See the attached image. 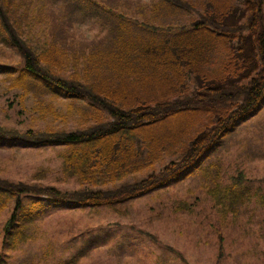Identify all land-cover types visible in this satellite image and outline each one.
<instances>
[{
  "label": "trees",
  "instance_id": "16d2710c",
  "mask_svg": "<svg viewBox=\"0 0 264 264\" xmlns=\"http://www.w3.org/2000/svg\"><path fill=\"white\" fill-rule=\"evenodd\" d=\"M84 1L112 15L110 49L78 55L45 32L43 0H36L37 9L31 8L32 0H0V32L19 56L16 65L0 60L6 91L25 97L32 82L53 98L88 110L86 125L74 131L0 126V149L22 147L7 140L20 141L22 148L60 149L62 173L79 186L64 191L0 177V217L12 208L2 232L4 249L34 239L44 202L113 207L164 188L177 176L188 177L195 165L204 166L203 158L235 123L264 103V0H160L166 10L195 17L158 25L147 22V13L142 20L125 6ZM43 110L39 114L47 115ZM175 111L184 119L179 126L150 130ZM167 158L176 159L163 166ZM149 170L150 175L137 178ZM214 185L211 198L221 211L227 200L243 201L251 191L240 173L231 184Z\"/></svg>",
  "mask_w": 264,
  "mask_h": 264
},
{
  "label": "rangeland",
  "instance_id": "374dc122",
  "mask_svg": "<svg viewBox=\"0 0 264 264\" xmlns=\"http://www.w3.org/2000/svg\"><path fill=\"white\" fill-rule=\"evenodd\" d=\"M99 1L114 9L117 5L125 6V11L135 13L142 20L147 13V22L151 20L156 25L182 20L189 23L195 17L194 13L183 10H166L169 6L160 0ZM35 2H31L32 9H37ZM43 2L45 32L65 49L81 55L89 49L100 53L113 45L114 20L107 10L84 0ZM0 60L13 65L19 60L18 53L6 44L1 32ZM5 81L0 77V126L20 132L42 126L54 132L74 131L86 125L83 115L88 110L80 103L53 98L32 82L28 86L31 93L19 98V94L11 92H17L15 89L6 91ZM68 105L73 109L70 112ZM41 109L47 115L39 114ZM11 111L18 112V116ZM182 120L175 111L150 130H168L179 126ZM232 127L223 140L211 147L210 153L207 154L210 149L205 151L203 167L195 165L188 177L177 176L164 188L117 202L113 207L76 209L44 202L34 239L14 250L4 249L2 245L10 208L0 217V261L7 264H264V103L253 116L246 115ZM5 143L23 147L20 141ZM22 147L0 149V177L19 183L52 185L64 191L78 189L77 181L62 173L60 149ZM143 150L146 153L145 147ZM175 159L167 158L163 166ZM161 167L157 165L156 171ZM201 168L206 169L202 172ZM152 172L137 173V178ZM239 173L251 191L243 201L227 200L225 211H221L211 198L214 182L222 186L231 184ZM133 178V175L128 177L130 181Z\"/></svg>",
  "mask_w": 264,
  "mask_h": 264
}]
</instances>
